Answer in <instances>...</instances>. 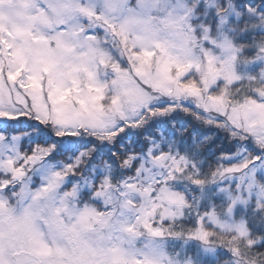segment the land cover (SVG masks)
Returning <instances> with one entry per match:
<instances>
[{
    "label": "snow or ice",
    "instance_id": "6c2138e0",
    "mask_svg": "<svg viewBox=\"0 0 264 264\" xmlns=\"http://www.w3.org/2000/svg\"><path fill=\"white\" fill-rule=\"evenodd\" d=\"M0 264H264V0H0Z\"/></svg>",
    "mask_w": 264,
    "mask_h": 264
}]
</instances>
